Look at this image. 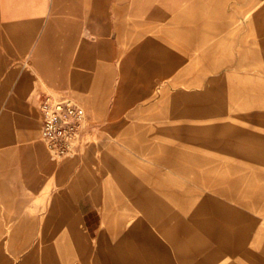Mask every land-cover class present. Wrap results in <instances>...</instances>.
Wrapping results in <instances>:
<instances>
[{
	"label": "rangeland",
	"instance_id": "1",
	"mask_svg": "<svg viewBox=\"0 0 264 264\" xmlns=\"http://www.w3.org/2000/svg\"><path fill=\"white\" fill-rule=\"evenodd\" d=\"M245 1L141 0L142 14L162 17L146 41L154 97L126 101L119 129L81 135L69 152L94 192L125 193L100 197L121 218L146 221L174 251L215 252L211 264H264V20ZM51 198L38 201L35 242L12 258L0 245V264L83 263V232L54 226L64 213L54 217Z\"/></svg>",
	"mask_w": 264,
	"mask_h": 264
},
{
	"label": "crops",
	"instance_id": "2",
	"mask_svg": "<svg viewBox=\"0 0 264 264\" xmlns=\"http://www.w3.org/2000/svg\"><path fill=\"white\" fill-rule=\"evenodd\" d=\"M244 3L264 20V0ZM159 14H142L141 0H0V245L9 258L35 242L37 204L50 192L54 217L64 213L54 226L83 232V253L75 252L82 264H211L215 258L211 251H174L146 231V221L121 218L125 208L100 197L123 201L125 193L94 192L92 173L78 170V157L42 135L46 94L77 101L87 121L82 135L93 140L119 129L126 101L154 97L149 68L156 48L146 41ZM188 41L187 50L199 47V40ZM63 242L75 243L72 236Z\"/></svg>",
	"mask_w": 264,
	"mask_h": 264
},
{
	"label": "built area",
	"instance_id": "3",
	"mask_svg": "<svg viewBox=\"0 0 264 264\" xmlns=\"http://www.w3.org/2000/svg\"><path fill=\"white\" fill-rule=\"evenodd\" d=\"M40 109L43 137L61 147V151H71V145L81 139L87 125L83 108L74 99L46 94Z\"/></svg>",
	"mask_w": 264,
	"mask_h": 264
}]
</instances>
